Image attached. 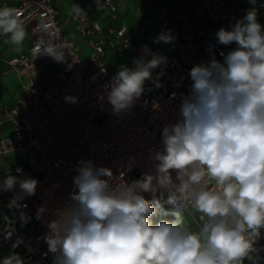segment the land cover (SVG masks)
Instances as JSON below:
<instances>
[{
  "label": "clouds",
  "instance_id": "obj_1",
  "mask_svg": "<svg viewBox=\"0 0 264 264\" xmlns=\"http://www.w3.org/2000/svg\"><path fill=\"white\" fill-rule=\"evenodd\" d=\"M248 2L252 7L230 30L215 33L218 44L236 47L221 53L222 61L212 57L190 69L179 118L162 128L160 150H150L154 174L131 183L121 174L123 183L113 184L111 169L91 160L77 163L71 202L56 212L44 237L53 264H242L254 251L264 228V25L258 21L264 3ZM73 10L86 15L78 5ZM21 16L19 9L0 8V33L17 46L26 37ZM161 42H175L171 30L158 34L154 43ZM41 54L57 61L64 55L60 49ZM133 64L121 65L106 86L114 114L135 105L167 57L145 45ZM37 184L9 174L0 191L19 185L11 201L19 207L20 199L35 195ZM165 206V214L176 219L154 222ZM189 208L201 214L197 231L179 219ZM0 264L24 262L12 254Z\"/></svg>",
  "mask_w": 264,
  "mask_h": 264
},
{
  "label": "built area",
  "instance_id": "obj_2",
  "mask_svg": "<svg viewBox=\"0 0 264 264\" xmlns=\"http://www.w3.org/2000/svg\"><path fill=\"white\" fill-rule=\"evenodd\" d=\"M141 1L149 12L148 25L133 31L125 24L120 0H76L91 6L83 10L86 15L71 14L73 39L59 22L52 0H14L13 5L0 0V8L22 12L29 41L26 52L5 59L23 81L20 95L6 108V118L0 117V134L3 123L10 124L9 134L0 135V180L11 174L38 181L35 195L20 199L19 207L11 205L19 185L13 191H0V260L17 254L24 264H53L55 257L44 237L56 212L71 202L80 160L111 169L113 184L123 183L121 174L131 183L143 173H155L150 150H160L162 128L179 118L181 97L189 93L192 83L190 69L212 57L222 61L221 53L236 45L218 44L215 33L221 27L230 30L252 7L248 0H188L189 12L173 9L166 0ZM139 16H145L142 9ZM258 21L264 25V7H259ZM168 30L174 43H154L159 33ZM8 43L9 37L0 33V45ZM145 45L166 56L167 66L153 71V80L145 82L144 94L130 110L114 114L106 86L119 69L110 70L107 57L125 58L133 68ZM55 49L64 53L59 57L62 61L38 55ZM144 195L151 199L150 194ZM186 213L199 230L201 214L191 208ZM261 236L249 257L263 262Z\"/></svg>",
  "mask_w": 264,
  "mask_h": 264
},
{
  "label": "crops",
  "instance_id": "obj_3",
  "mask_svg": "<svg viewBox=\"0 0 264 264\" xmlns=\"http://www.w3.org/2000/svg\"><path fill=\"white\" fill-rule=\"evenodd\" d=\"M166 1L177 11L183 10L190 12L192 10L191 3L188 0ZM8 4L13 5L14 0H8ZM52 4L59 12L58 20L64 25L66 34L71 38L76 39V33L69 23V18L71 14L74 13L73 9L75 5H78L82 10H86L90 8L91 2L77 3L76 0H52ZM120 4L124 13L125 24L128 29L136 31L139 26L148 25L149 12L145 7L144 2L141 0H120ZM140 9L145 12V16L142 18L139 16ZM28 44V38L25 37L23 44L20 46L14 45L11 42L6 45H0V117L2 119L6 118V108L11 107L15 102L16 96L20 95L21 83L23 81L22 79H19L6 64L5 59L26 52ZM13 76L16 78L17 86H12L10 77L13 78ZM8 129H10V124L4 122L2 125V132ZM258 261L260 260L247 256L242 261V264H256Z\"/></svg>",
  "mask_w": 264,
  "mask_h": 264
},
{
  "label": "rangeland",
  "instance_id": "obj_4",
  "mask_svg": "<svg viewBox=\"0 0 264 264\" xmlns=\"http://www.w3.org/2000/svg\"><path fill=\"white\" fill-rule=\"evenodd\" d=\"M105 22L103 21H100V24L101 25H104ZM136 34V40L137 41H140L139 40V37L137 36V33L135 32ZM107 61L108 63L110 64V70H115V69H119L121 65H126V59L125 58H121V57H111V56H108L107 57ZM10 81L12 83V86H17L16 84V78L13 76V78L10 77ZM10 132V129L8 130H5L3 131L0 135L1 136H5L7 134H9ZM168 207V206H167ZM167 207L165 209H162L160 211V214H158L157 216L153 217V221L154 222H158L160 219H167V220H174L176 219L175 216H173L172 214H165L166 211H167ZM180 221H186L185 224L186 226L189 228V230L191 231H197L198 228L197 226L195 225L194 221L192 220V218L185 212L183 213L180 217H179ZM0 221H1V218H0ZM261 229V233L263 234L264 236V228H260ZM2 255L4 256V252H2ZM256 264H264V261H258V263Z\"/></svg>",
  "mask_w": 264,
  "mask_h": 264
},
{
  "label": "trees",
  "instance_id": "obj_5",
  "mask_svg": "<svg viewBox=\"0 0 264 264\" xmlns=\"http://www.w3.org/2000/svg\"><path fill=\"white\" fill-rule=\"evenodd\" d=\"M166 207H167V206H165V208H166ZM169 214H171V213H169ZM185 222H186V221H182V223H184V224H185ZM185 225H186V224H185ZM259 230H260V233H261V229H259ZM261 235H262V236H261V238H262V241L264 242V236H263V234H262V233H261Z\"/></svg>",
  "mask_w": 264,
  "mask_h": 264
}]
</instances>
